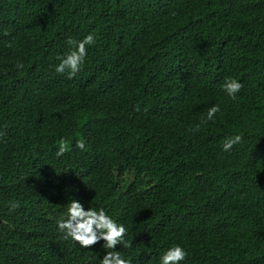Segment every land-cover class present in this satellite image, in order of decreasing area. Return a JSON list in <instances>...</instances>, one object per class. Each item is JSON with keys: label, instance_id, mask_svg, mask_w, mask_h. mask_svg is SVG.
<instances>
[{"label": "trees", "instance_id": "obj_1", "mask_svg": "<svg viewBox=\"0 0 264 264\" xmlns=\"http://www.w3.org/2000/svg\"><path fill=\"white\" fill-rule=\"evenodd\" d=\"M72 199L132 247L62 239ZM176 245L180 264H264V0H0V264H159Z\"/></svg>", "mask_w": 264, "mask_h": 264}, {"label": "clouds", "instance_id": "obj_2", "mask_svg": "<svg viewBox=\"0 0 264 264\" xmlns=\"http://www.w3.org/2000/svg\"><path fill=\"white\" fill-rule=\"evenodd\" d=\"M66 43L70 46L71 51L61 58V62L56 67L58 73L68 72L69 78L74 77L80 70L85 57L87 56V46L96 43L93 34H88L82 40L68 39ZM18 69L23 68L22 63H17ZM244 85L236 78H225L221 85L223 91L233 100L237 98V94ZM220 111L219 105H214L207 111V121L214 119L215 114ZM198 130V129H197ZM242 140V136L227 137L222 142V150L230 152L234 145ZM58 150L56 156L61 157L70 151V143L68 140L61 138L58 142ZM76 147L80 150L85 149V141L79 139L76 141ZM13 208L18 205L13 204ZM58 231L62 234V239L73 240L82 248H87L97 244L99 241H105L103 245L106 249H115L118 244H123L124 248H131L132 242L125 240L127 229L123 224H118L113 220L103 208L97 210L90 207L85 210L83 204L78 200L72 199L66 204V211L62 217L57 220ZM187 256L185 250L179 246L169 248L160 258L159 264H180ZM100 264H129L119 251H107L103 256Z\"/></svg>", "mask_w": 264, "mask_h": 264}]
</instances>
